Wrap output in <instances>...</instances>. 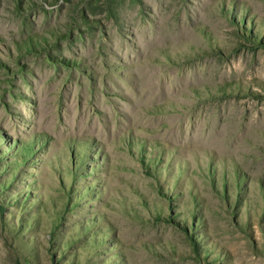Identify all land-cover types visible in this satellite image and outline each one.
I'll return each instance as SVG.
<instances>
[{"label":"rangeland","instance_id":"374dc122","mask_svg":"<svg viewBox=\"0 0 264 264\" xmlns=\"http://www.w3.org/2000/svg\"><path fill=\"white\" fill-rule=\"evenodd\" d=\"M0 264H264V0H0Z\"/></svg>","mask_w":264,"mask_h":264}]
</instances>
